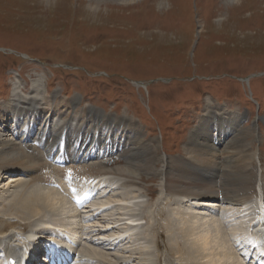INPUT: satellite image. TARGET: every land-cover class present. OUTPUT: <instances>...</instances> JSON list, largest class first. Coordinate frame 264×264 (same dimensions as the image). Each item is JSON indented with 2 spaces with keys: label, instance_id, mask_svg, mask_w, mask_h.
<instances>
[{
  "label": "rangeland",
  "instance_id": "1",
  "mask_svg": "<svg viewBox=\"0 0 264 264\" xmlns=\"http://www.w3.org/2000/svg\"><path fill=\"white\" fill-rule=\"evenodd\" d=\"M14 85L24 88L18 97L36 99L48 115L54 111L64 119L83 117L86 121L90 111L98 110L121 121V125L110 127L94 120L100 129L101 140L94 143L102 144L99 152L109 147L107 137L118 132L127 136L133 127L141 140L156 143L158 157L196 166L210 162L230 166L241 158L255 170L260 187H264V0H133L125 4L112 0H0L1 120L10 115L6 109ZM73 98H77V105L66 110L64 104ZM209 124L227 134L225 144L215 147L210 162L195 146L214 145L212 135L216 140L217 131L211 134ZM194 133L197 137L191 140ZM64 141L52 142L51 147L59 152L56 144ZM114 156L102 161L113 160L111 169L126 164ZM153 164L155 172L162 167L161 162ZM249 167L238 166V170L246 172ZM174 174L184 176V182L194 186L205 182L187 168L175 167ZM106 175L101 182L107 185L100 186V182L98 188H108L110 211L92 221L82 217L84 223L79 221L76 230L81 236L77 250L84 255L82 264H106L99 263L97 254L107 264H124L131 259V264H181L174 253L179 245L173 244L170 254L166 250L168 235L162 224L169 213L160 217L158 213L183 208L189 214L203 212L202 217L211 219L220 205L207 212L202 206L191 205L202 204L204 199L198 198L183 206L186 199L165 193L161 177L155 173H142L133 180ZM7 176L0 174V224L8 225H0V230L5 228L4 236L17 231L24 234L30 227L10 226L11 220L18 218L7 212L22 214L10 212L7 205L20 190L17 185L26 180L3 179ZM216 186L223 187L217 182ZM257 203L253 199L246 207L256 213ZM138 205L144 208L140 210ZM226 205L222 203L219 210L237 209L242 204ZM220 216L224 227L232 224L231 212ZM51 217L40 219L38 229L66 221L61 214L56 222L45 224ZM202 217L200 224L207 225ZM35 219L18 222L33 226ZM108 222L112 228L103 233L104 238L121 234L125 242L110 250L90 244L92 237L86 234L101 231ZM75 223L67 222L69 226ZM201 226L190 239L187 237L186 244H193ZM155 228L161 230L160 237L154 236ZM249 233L245 231L240 238L246 250L251 244ZM89 251L95 252L94 258L87 256ZM243 257L241 264L248 258L247 254Z\"/></svg>",
  "mask_w": 264,
  "mask_h": 264
},
{
  "label": "bare ground",
  "instance_id": "2",
  "mask_svg": "<svg viewBox=\"0 0 264 264\" xmlns=\"http://www.w3.org/2000/svg\"><path fill=\"white\" fill-rule=\"evenodd\" d=\"M112 1L115 3L125 4L130 3L133 0ZM230 1L234 2L237 0ZM13 87L8 109H6L10 115L5 120L0 119V174L4 172L5 174L7 173V175H15V179H11V176H9L8 178L6 177V180H14L16 182V177H23L26 181L20 182V184L17 185V188L20 190L17 191V193H15V195L11 197L12 199L8 202L9 204L7 205V208L10 212L22 214L17 216L7 212V214L18 218L15 222L11 220L9 223L10 226L17 225L19 228L21 227L22 230H25L27 227L32 229L38 226V223L41 222L42 218L52 216L54 220H51V217V219H49L50 221H45L47 222L45 224L49 225L56 222L55 220L58 219V216L63 214L66 217V221H63L62 224H57L55 226L51 224L49 225V229L52 232H58L62 235L66 234L67 243L71 245L75 243L74 237L77 234L76 230L80 226L79 221H82V217L87 218V220L90 218L92 221L96 220L94 218L95 216H100L98 214L110 211L112 202H107L108 199L106 198L109 193L107 190L108 188H98L100 182L105 177L104 175H117L133 180L135 178H139L142 173L147 175L155 173L161 177L165 193L175 196L177 195L178 197H184L186 199L184 202H181L183 206H186L185 203H191V201H199L198 198L204 199L200 200L202 204L198 205L195 203L194 205L191 204L192 206H202V208H207L209 206L211 208L212 206L220 204L217 207V214L214 215L215 218L211 219L202 217L203 209L200 211L202 213L193 212L191 214L183 208L174 212L168 210L158 213L157 216L159 217L162 216L163 213H169L167 222L162 224V227L164 226L163 231L165 230L168 235V240L166 241L169 244L168 247H166V250L170 254L174 251L175 245H179L177 250L174 252L178 255L177 261L179 263L241 264L242 257L239 255V252L242 251L244 246H242V243L239 241L242 233L244 234L246 231V228L250 227L252 230L251 238L253 239V243L256 244L259 240H261L262 235H264V187H260L257 174L252 167L248 166L249 170H245L246 172H240L238 170V166L244 167L245 169L248 168L241 158L239 161L237 160V162H234V164L232 163L233 165L230 166L217 165L210 162L213 158L212 153L216 151L215 147L219 146L220 148V146H223L224 141L227 139V134H223L222 130L218 127L213 124H209L208 131L211 132V134L213 131H217L216 140L213 139L216 135H212L214 145H210L208 143V145L204 146H199L198 143L195 145L199 148V151L207 155V159L205 160L210 162V164L203 163L196 166L189 162L177 160L175 158L158 157L156 154V143L153 141L141 140L139 132L133 131V127H131V131L128 132L127 136L118 132L112 134L109 138L107 137L106 143L109 142V147L106 150L99 152V147H101L102 144L94 143L98 139L101 140V137L98 135L100 129L93 124L94 120L105 122V125L110 127L114 124L121 125V121L115 120V118L112 119L109 116H104L98 110L90 111L89 118L86 121H84L83 117L79 119H68V117H66V119H64L60 113L54 111L48 115L39 108V102L36 99H26L17 96V93L21 92V89L24 91V88H21L20 85H14ZM33 88L37 90L36 83ZM77 103V98L69 99L64 104V107L68 110L70 105L74 107ZM6 132L7 134H10L7 135ZM196 137L197 134L191 137V140H195ZM55 141H64L63 143L56 144V146L61 148V151L59 152L54 151L51 147L52 142ZM112 141L115 143V146ZM70 142H72V146L69 144ZM44 143L47 144L45 145ZM96 149L99 150L94 152ZM62 150L70 152L68 157L71 161H69V163L72 162L73 164L63 165L58 162V158L61 153L64 154ZM242 152L243 151L240 153L242 154ZM40 154L43 163L41 162V159L37 160V157ZM92 154L98 155L89 156ZM114 155L120 156L126 164L111 169L110 164L113 160L102 161ZM208 159H210V161ZM153 161L162 163V167L159 171H154L155 167ZM175 167H179L181 169L187 168L192 172V174L203 178L205 182L196 183L195 186L185 183L184 181L186 180H184V176L182 178V175L174 174ZM68 174H72V176H74L77 180H86L87 183L85 184V188H77L76 191L70 190L72 185H67L65 180V177ZM100 176L101 178H99ZM55 180H57V182L61 185L64 184V193L58 191L56 183H54ZM216 182L221 183L223 187L216 186ZM129 184L133 185L134 183ZM85 191L88 192V196L91 192L96 193L94 201L88 202V200H85L83 202L86 197ZM101 196L103 197L101 198ZM253 199L258 200L260 217L257 219L256 225L250 226L248 222L256 218L258 215L251 212L250 207H246L248 201H252ZM222 203H227V207L228 204L232 207L242 204V207L240 206V208L237 209H225L224 212V210H219ZM57 205L59 209L56 208ZM138 206L140 210L144 208L142 205ZM195 209L197 210L198 208L196 207ZM57 211H59L60 214L57 213ZM208 211H210V209H208L207 212ZM4 212L6 213V210H4ZM226 212H231L233 218L231 219L232 224L224 227L222 225V220L224 218L222 219L220 214L225 215ZM141 216H143V214ZM200 217L207 221L208 224H200ZM34 218H36V223L33 226L28 225V223L23 224L22 222H18L21 219L31 220ZM73 220L74 222L77 221V223L69 226L67 222ZM104 220L106 221V219ZM98 222L100 223V221ZM0 225L4 226L8 224L2 222ZM108 225L109 222L106 225L104 223L101 228L110 229L109 227L111 226ZM199 225H202L200 227L202 228V231L198 234L197 239H194L193 244L191 245L186 244V242L188 243L187 237L189 238L190 234L195 235V231L198 232L197 229H199ZM90 226L92 225L90 224ZM41 229H45V227ZM4 230L5 228L0 230V235H5ZM155 230H157V228H155ZM258 230L262 231L261 235L258 234ZM150 231H153V229ZM160 234L162 233L159 229L156 231L154 236L160 237ZM86 235L91 237L90 234ZM118 236L115 234V239ZM37 237L40 238L39 235L31 233L23 237L22 241L28 242ZM179 237H181V240H176ZM8 238L9 237H3V242L6 243V245L13 243L12 240ZM18 239L15 241H18ZM124 242L125 240H120L119 243ZM67 243H63V245H66ZM173 244L175 245L173 246ZM110 246L111 244H108L103 247L110 248ZM86 254L88 257H93L92 254L95 255V252L91 254L89 251ZM96 257L99 258H96L100 260L99 263L105 262L107 264L106 260L98 254ZM201 259H204L205 262L198 263L199 261L197 262V260L201 261ZM131 260L127 263L124 262V264H131L133 262ZM156 261H158V259ZM159 262L160 261L156 263L159 264Z\"/></svg>",
  "mask_w": 264,
  "mask_h": 264
}]
</instances>
